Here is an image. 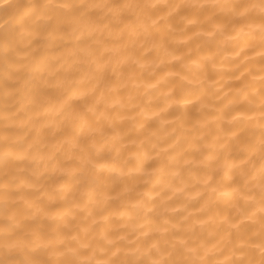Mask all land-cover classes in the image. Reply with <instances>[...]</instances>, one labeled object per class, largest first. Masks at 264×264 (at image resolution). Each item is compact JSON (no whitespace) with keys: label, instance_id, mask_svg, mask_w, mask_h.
<instances>
[{"label":"clouds","instance_id":"obj_1","mask_svg":"<svg viewBox=\"0 0 264 264\" xmlns=\"http://www.w3.org/2000/svg\"><path fill=\"white\" fill-rule=\"evenodd\" d=\"M0 264H264V0H0Z\"/></svg>","mask_w":264,"mask_h":264}]
</instances>
